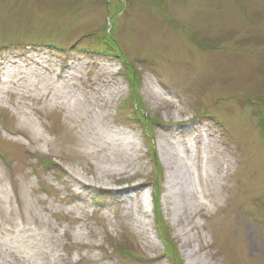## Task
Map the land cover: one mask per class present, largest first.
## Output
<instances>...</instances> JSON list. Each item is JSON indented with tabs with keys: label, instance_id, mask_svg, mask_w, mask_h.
Wrapping results in <instances>:
<instances>
[{
	"label": "rangeland",
	"instance_id": "rangeland-1",
	"mask_svg": "<svg viewBox=\"0 0 264 264\" xmlns=\"http://www.w3.org/2000/svg\"><path fill=\"white\" fill-rule=\"evenodd\" d=\"M262 130L264 0H0V264H264Z\"/></svg>",
	"mask_w": 264,
	"mask_h": 264
},
{
	"label": "bare ground",
	"instance_id": "bare-ground-1",
	"mask_svg": "<svg viewBox=\"0 0 264 264\" xmlns=\"http://www.w3.org/2000/svg\"><path fill=\"white\" fill-rule=\"evenodd\" d=\"M61 80H60V85L59 86H61L62 88H64L66 85H69V82H68V80H66V78H60ZM67 93V92H66ZM68 94V93H67ZM9 140V139H8ZM8 140H4V143L7 145V146H10V140L8 141ZM160 148H161V152H162V154H163V156H164V160L166 161V164H167V166L169 167V168H176V165H175V161H173V158H171L170 156L171 155H175L176 156V154H174V153H172V152H175L176 150L174 149V150H171L172 148H167L166 146H164V145H160ZM170 151H171V155H170ZM175 171H177L176 169L174 170V172ZM107 172V169H100L99 170V173H106ZM169 184H170V186L172 187L171 189H170V195L172 196V193H174L173 192V188H174V185H173V182L172 181H170L169 180ZM177 193V192H176ZM175 215L177 216L178 215V213L177 212H175ZM178 221V220H177ZM182 232L183 233H185V230H182ZM190 239H192V237L189 235V234H186V236H185V238H184V244H188L189 242H190ZM187 257H192L193 255H195V249L194 248H191V250L190 251H188L187 252ZM190 264H195L194 262H190Z\"/></svg>",
	"mask_w": 264,
	"mask_h": 264
},
{
	"label": "trees",
	"instance_id": "trees-1",
	"mask_svg": "<svg viewBox=\"0 0 264 264\" xmlns=\"http://www.w3.org/2000/svg\"><path fill=\"white\" fill-rule=\"evenodd\" d=\"M117 51V50H116ZM127 69H128V71H129V78H130V81H131V84H133V78H132V72H131V69H130V67H129V64H127Z\"/></svg>",
	"mask_w": 264,
	"mask_h": 264
}]
</instances>
